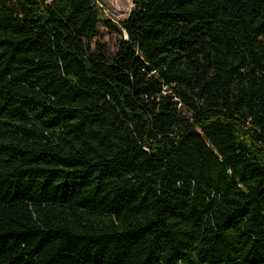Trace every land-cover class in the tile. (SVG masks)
I'll return each mask as SVG.
<instances>
[{"label":"trees","instance_id":"16d2710c","mask_svg":"<svg viewBox=\"0 0 264 264\" xmlns=\"http://www.w3.org/2000/svg\"><path fill=\"white\" fill-rule=\"evenodd\" d=\"M133 1L0 0V264H264V0Z\"/></svg>","mask_w":264,"mask_h":264},{"label":"rangeland","instance_id":"374dc122","mask_svg":"<svg viewBox=\"0 0 264 264\" xmlns=\"http://www.w3.org/2000/svg\"><path fill=\"white\" fill-rule=\"evenodd\" d=\"M101 7V18L111 19L115 23H119L128 18L133 6V0H98ZM101 38L106 42L108 47L113 51L121 39V36L106 28L104 25L100 27Z\"/></svg>","mask_w":264,"mask_h":264}]
</instances>
